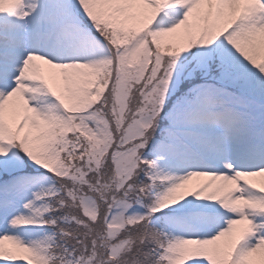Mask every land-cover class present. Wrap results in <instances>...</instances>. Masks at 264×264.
Wrapping results in <instances>:
<instances>
[{
  "label": "snow or ice",
  "instance_id": "snow-or-ice-1",
  "mask_svg": "<svg viewBox=\"0 0 264 264\" xmlns=\"http://www.w3.org/2000/svg\"><path fill=\"white\" fill-rule=\"evenodd\" d=\"M0 264H264V0H0Z\"/></svg>",
  "mask_w": 264,
  "mask_h": 264
}]
</instances>
